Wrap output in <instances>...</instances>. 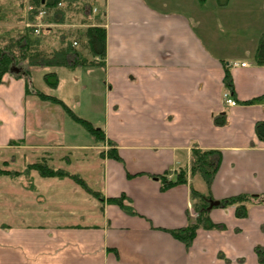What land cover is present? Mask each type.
I'll return each instance as SVG.
<instances>
[{"label": "crops", "instance_id": "1", "mask_svg": "<svg viewBox=\"0 0 264 264\" xmlns=\"http://www.w3.org/2000/svg\"><path fill=\"white\" fill-rule=\"evenodd\" d=\"M98 4L100 11L88 22L106 29L101 63L15 64L20 71L4 75L0 163L8 162L4 153L20 147L61 149L75 157L73 172H86L83 177L106 198L125 193L136 214L98 202L72 178L39 177L35 184L46 189L43 201L26 200L31 195L20 191L12 206L20 217L8 224L9 178L2 176L0 264H264V139L256 130L264 121V63L256 60L264 0ZM227 71L233 89L225 84ZM48 72L58 76L56 87L45 81ZM36 90L79 104L86 115L94 111V98H103L101 120L92 122L104 129L122 159L89 158L98 142L59 103L40 98ZM225 93L237 104H227ZM219 116L225 119L221 125L215 122ZM194 148L221 152L209 189L211 200L220 204L207 207L216 225L199 227L186 246L169 230L197 216L192 188L207 194L208 187L189 172L186 183L164 188L161 176L171 179L176 169L189 167ZM237 195L252 199L242 217L236 204L221 203ZM48 196L60 202H47ZM78 216L87 220L75 222Z\"/></svg>", "mask_w": 264, "mask_h": 264}, {"label": "trees", "instance_id": "2", "mask_svg": "<svg viewBox=\"0 0 264 264\" xmlns=\"http://www.w3.org/2000/svg\"><path fill=\"white\" fill-rule=\"evenodd\" d=\"M219 2L224 4L226 0H219ZM85 6L86 4L83 0H28V4L26 5L24 2L21 3V11L23 10L24 14H20L18 20L19 22L22 20V27H12V30H10L8 35H3L4 38H7L6 43L3 46H0V83L2 82L4 75L11 70L12 66L15 64L19 65V63L26 64L27 66L69 67L96 65L101 63V60L106 54V29L104 26L92 25L88 22L90 18L81 19V24L84 25H81L76 30V34L73 37L74 39L71 40L67 33H63V35H61V46L59 48H52L51 50H48L43 45L45 34L50 33L52 28L49 26L41 27L40 32L36 34L35 31L37 27L33 25L39 22V11L42 8L47 10L46 16H50L52 22L64 23L65 21L63 20L67 18V12L69 9H76L79 13L85 14ZM6 16L7 15L5 14H1L0 21L6 19ZM59 16L60 19L56 18ZM98 19L103 20L102 13L98 15ZM27 23H30L31 25H27ZM74 42H76V44H74ZM256 60L259 63H264V34L258 45ZM44 78L47 84L51 87H56L59 83L58 76L54 72L46 73ZM224 80L228 88H234L232 75L229 71L226 72ZM26 83L27 90H29V83ZM36 94L42 99L59 103L73 119L82 124L95 137L100 140L106 138L105 131L102 127H98L90 121L77 116L72 109L58 97L45 94L41 91H36ZM259 99L260 97L249 101L252 102ZM215 122L216 124L221 125L225 122V119L224 117L219 116L215 118ZM256 130L258 136L264 139V121L257 123ZM109 143L112 145V149L102 151V156H107L118 161L121 160L117 147H114L116 144L110 139ZM220 161V151L194 148L192 150L189 167L185 165L176 169L175 177L171 179L161 176L164 185L163 187L168 188L175 184L186 183L188 181V173L190 172V174H199L204 179L209 190L220 165ZM31 166L33 168H38L43 175L57 176L60 178L71 177L87 192L100 201L116 203L126 213L136 214L131 199L125 193L106 198L101 191L91 188L88 182L78 173L66 169L53 168L50 165H47V163H34ZM10 173V170L0 167V176L8 175ZM192 198L194 200L196 199V202H194V210L197 212V216L194 219H190L186 226L169 230L176 239L184 242L186 246H189L192 243L199 227L212 228L216 225L210 219L207 210V207L209 206L208 198L209 201L211 200L210 190L207 194H204L197 189L192 188ZM197 199H201V201H197ZM251 200V197L248 195H237L223 199L221 203L224 205L236 204V214L242 217L246 215L247 203Z\"/></svg>", "mask_w": 264, "mask_h": 264}, {"label": "rangeland", "instance_id": "3", "mask_svg": "<svg viewBox=\"0 0 264 264\" xmlns=\"http://www.w3.org/2000/svg\"><path fill=\"white\" fill-rule=\"evenodd\" d=\"M83 1L86 4L85 14L79 13V11H77L76 9H69L67 12V14H68L67 18H65L63 20L65 22L64 23L56 22L58 25H55L53 27L51 26L52 31L50 33L45 34L43 46H45L48 50H51L52 48H59L61 46V35H63V33H67L71 40L74 39L73 37L76 34V30L81 26L80 25L81 19L82 18L89 19L92 17V15L96 14L93 11V9L100 11L98 0H83ZM23 2L25 5L28 4V0H0V12H1L0 15L1 14L7 15L6 19L0 21V46H3L6 43L7 38H4L3 35H8L10 30H12V27H16V28L22 27V20L19 22L18 19L20 17V14H22V13L24 14L23 10L21 11V9H22L21 3H23ZM97 8H99V9H97ZM56 18L60 19V16L56 17ZM43 22L46 24L49 22L51 23L52 21H51L50 16L43 17ZM19 65H23V63H19ZM42 67H45V66H42ZM26 87H27V85H26ZM36 91H38V90H36ZM60 93H62V92L60 91ZM77 100L79 101V98ZM94 102H95V105H92L94 111H88L87 115L85 113H83L81 107H79V104L77 105L75 103H71L74 106H72L70 104H66V105L69 106L76 115L81 116L80 118L88 120V121L91 120L90 122L93 123L92 121L95 120V118L96 119L101 118L100 113H102L103 98L96 97V98H94ZM94 125H96V124H94ZM96 126H98V125H96ZM98 127H100V126H98ZM89 136L92 138V140L94 142H98L97 143V145H98L97 150L95 149L96 151L90 152L88 154L89 158L91 157V159H93L92 157H94V156H95V158H98V156L103 157L102 151H108L109 149H112V145L109 143L108 137H106L104 140H100L99 138L95 137L91 132H89ZM114 147H116V145H114ZM4 154H5L4 157L9 156V159L5 160L8 162L0 163V167H4V168L10 170V172H11L8 175H2L4 177L6 176L9 178L8 179L9 180V200L7 202L9 203L10 209H9V215L6 218V220L8 221V224H12V223L16 222V220H17L16 218L20 217V212H19L20 209L12 208V206L15 205L14 202L16 201L15 199H17L16 198L17 194L20 195V191H24L25 193L31 195V197L26 198V200H32V199L36 200V198H37L38 202L43 201V199H42L43 193H44V191H46V189L42 185H41L42 187H40L39 185L35 184L36 183L35 178H37V179H39V177H54L57 179L66 178V177L60 178L57 176L43 175V174H41V171L38 168H33L31 166L32 164H34V163H47V165H50L53 168L66 169V170H69L71 172H73V170H77V168H75L76 165L74 162L75 157L73 158V156H71L72 154H67L65 151H62L61 149L47 148V149H42V150L37 151V150H32L30 148L20 147V149L19 150L17 149V151H15L13 154L12 153H4ZM0 159H1V157H0ZM121 159H122V157H121ZM77 167H80L79 164H77ZM74 172L77 173L76 171H74ZM85 173L86 172H83L82 174L86 177ZM83 175H81V176L83 177ZM2 176H0V177H2ZM36 176H38V177H36ZM85 177H83V178L88 182L90 187L93 188L91 182L89 183V181ZM68 178H71V177H68ZM72 180L75 181L73 178H72ZM75 182L78 184L77 181H75ZM93 189H95V188H93ZM95 190H97V189H95ZM84 191L87 192L85 189H84ZM87 193L90 195V197L94 198L98 202H101L99 199L95 198L89 192H87ZM48 197H49L48 200H50V201L47 200V202H60L58 199L57 200H51L50 196H48ZM12 199H14V200H12ZM19 201H20V197H19ZM197 201H200V200H197ZM38 217L41 218L44 216H42L40 214ZM71 218L72 217H69L68 220H65L63 217V221L72 222L73 220H71ZM74 218H76L74 220L75 222L79 221L80 218H83L84 222L87 220L86 216H84V217L78 216V217H74Z\"/></svg>", "mask_w": 264, "mask_h": 264}, {"label": "built area", "instance_id": "4", "mask_svg": "<svg viewBox=\"0 0 264 264\" xmlns=\"http://www.w3.org/2000/svg\"><path fill=\"white\" fill-rule=\"evenodd\" d=\"M93 11L96 13V9H93ZM47 15V10L46 9H44V8H42L40 11H39V17H40V20H39V22L38 23H36V24H33V25H35L36 27H37V29H36V34H38L39 32H40V28L42 27V26H45L46 24L45 23H43V21H42V17H45ZM27 25H31L30 23H27ZM74 44H76V42H74ZM234 64H237V63H234ZM247 63L245 62V63H241V65H246ZM224 98H225V101H226V103L227 104H230V105H236L237 104V101L233 98V97H231L230 95H229V93H225V95H224Z\"/></svg>", "mask_w": 264, "mask_h": 264}, {"label": "water", "instance_id": "5", "mask_svg": "<svg viewBox=\"0 0 264 264\" xmlns=\"http://www.w3.org/2000/svg\"><path fill=\"white\" fill-rule=\"evenodd\" d=\"M15 69V71H17V72H19L20 71V68H18V67H16V66H12V68H11V70H14ZM218 204H220V201H214V200H211L210 201V205H209V208H211L212 206H214V205H218Z\"/></svg>", "mask_w": 264, "mask_h": 264}]
</instances>
